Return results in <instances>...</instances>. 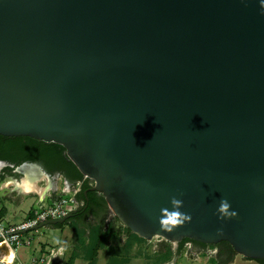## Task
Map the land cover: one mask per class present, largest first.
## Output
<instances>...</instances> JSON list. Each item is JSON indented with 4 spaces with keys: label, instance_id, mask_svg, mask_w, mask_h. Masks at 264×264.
Wrapping results in <instances>:
<instances>
[{
    "label": "water",
    "instance_id": "water-1",
    "mask_svg": "<svg viewBox=\"0 0 264 264\" xmlns=\"http://www.w3.org/2000/svg\"><path fill=\"white\" fill-rule=\"evenodd\" d=\"M0 134L62 144L140 237L264 259V0H0Z\"/></svg>",
    "mask_w": 264,
    "mask_h": 264
},
{
    "label": "trees",
    "instance_id": "trees-1",
    "mask_svg": "<svg viewBox=\"0 0 264 264\" xmlns=\"http://www.w3.org/2000/svg\"><path fill=\"white\" fill-rule=\"evenodd\" d=\"M20 156V160L44 158L46 159L48 171L62 174L72 184L81 183L80 190L76 192L75 198L82 201V205L73 211V217L68 220H73L76 228L85 229V232L90 231L88 234L89 240L90 243L93 242L89 254L91 259L97 256L99 249L109 243L111 238L119 237L121 233H125L130 238L144 239L124 226L116 216L109 223H106V218L111 210L105 197L100 192L89 189L93 180L85 177L80 172L75 163L67 156L65 147L62 144L25 135L8 136L0 134V158H18ZM12 169L13 167L8 166L4 170L12 171ZM57 226L61 225L57 224L54 227ZM76 235L80 236L81 234L76 233ZM185 240L204 244L188 237L183 239V241ZM164 243H167V241H162L160 244ZM167 244H165V247L161 246L158 249L160 250L158 252H162L164 258H169L173 253L170 247L171 244L169 242ZM215 246H218L219 251L217 254L212 255L211 261L213 260L216 264H227L233 260L236 252L228 241L222 240L217 244H211L209 247L213 248ZM203 249L205 253L206 247ZM75 256V254L71 255L68 264H72ZM259 261L264 262V259Z\"/></svg>",
    "mask_w": 264,
    "mask_h": 264
},
{
    "label": "rangeland",
    "instance_id": "rangeland-1",
    "mask_svg": "<svg viewBox=\"0 0 264 264\" xmlns=\"http://www.w3.org/2000/svg\"><path fill=\"white\" fill-rule=\"evenodd\" d=\"M14 176L16 178H21L23 173H17L14 171H8V170H2L0 172V216L5 217L10 212V220H6L9 223H18L21 220H24L26 216V212L32 208L34 205L38 195L37 193H30V194H23L18 189L9 188L4 186V180L5 176ZM65 179L60 176L59 174H56L54 179L51 178L52 186L48 188L46 193L51 194V198L60 195L63 193L64 188H67L65 183ZM48 182L47 180H43L40 185L47 186ZM44 193V194H46ZM43 194V195H44ZM14 196V197H13ZM51 200V199H49ZM48 200V201H49ZM19 206V207H17ZM26 216V217H25ZM61 226L53 227V226H43L38 229H29L31 234L35 238H39L40 241L44 243H49L56 245L58 242L68 246H71L70 248L74 249L75 244L78 245V247H82L86 243L85 251L86 255L89 256L90 254V248L93 245V242L89 239H85V229H82L80 227L75 226V223L73 220H66L63 223L60 224ZM77 232V234H81L80 236L74 234V232ZM74 234V237H73ZM78 236V238H77ZM89 237V235H87ZM72 238H75V243H72ZM89 240V241H88ZM112 240V244H108V246L105 244L102 246V249H100L99 257L97 258L96 264H106V256H104L105 248L109 249L110 253L112 251L118 252L117 256L121 257V261L125 259L127 256L132 255V252H137V255H139V258L137 260H132L133 264L140 263L143 264V260L146 258V264H161L159 261L160 254L162 252H158L159 248L165 247L167 243L160 244L162 242V238L155 236L151 240L147 239H136L134 237H128L125 233H121L119 237H113L110 239ZM56 243V244H55ZM71 244V245H69ZM168 245V244H167ZM51 246V245H50ZM4 247V242L2 238L0 237V248ZM67 247V245H66ZM171 247V246H170ZM177 247V245H175ZM137 248V249H136ZM172 248V247H171ZM68 247H67V253H68ZM23 251V248L19 250ZM180 254L175 260V264H211L210 260L206 261V259L211 258L212 253L208 255L206 253H201L200 257L197 258L195 256H186L183 252V250L179 251ZM174 253V252H173ZM172 253V254H173ZM164 254V253H163ZM116 257V256H115ZM164 257V255H162ZM85 263V262H84ZM83 263V264H84ZM122 263H126L125 260H123ZM108 264H117L115 258H110V261ZM227 264H257L255 260H250L242 255L235 254L232 261H230Z\"/></svg>",
    "mask_w": 264,
    "mask_h": 264
},
{
    "label": "built area",
    "instance_id": "built-area-1",
    "mask_svg": "<svg viewBox=\"0 0 264 264\" xmlns=\"http://www.w3.org/2000/svg\"><path fill=\"white\" fill-rule=\"evenodd\" d=\"M7 177L9 176H5L4 180H7ZM66 187L67 188H64L65 190H63V193L53 198L50 197V193H46L43 196L37 193L36 195H38V197L32 208L29 210L28 216L18 223H9L4 217L0 216V237L2 238L7 251L6 256L0 257V264H56L64 259L67 253L66 245L58 243L44 249L37 247L34 248V246H36V238L31 234L29 229H32L38 223L49 218L56 219L62 217L75 211L82 205V201L75 198L76 192L80 190L81 183L66 184ZM30 193L34 192L23 194ZM47 197L51 200L47 199ZM114 216V213L111 211L106 218V223H109ZM160 238H162V241H167L171 245H174L165 238ZM178 245L179 243L177 246ZM24 247L33 248V251L29 254L26 261L19 255V250ZM182 250L188 257L195 256L199 258L200 254L203 253L202 250H194L191 241L184 242ZM214 250L215 249L213 248H209L206 250V254L208 255V253H212L213 255Z\"/></svg>",
    "mask_w": 264,
    "mask_h": 264
},
{
    "label": "crops",
    "instance_id": "crops-1",
    "mask_svg": "<svg viewBox=\"0 0 264 264\" xmlns=\"http://www.w3.org/2000/svg\"><path fill=\"white\" fill-rule=\"evenodd\" d=\"M47 199H50V198L47 197ZM17 207H19V206H17ZM28 214L29 213L27 211L26 212V216H28ZM9 217H10V212L4 218H6L7 220H10L11 218H9ZM89 232H90L89 230H87L85 232L86 233L85 234L86 235L85 239H90L89 237H87V235L89 234ZM76 233L77 232L75 231L74 234H76ZM74 234H73V237H74ZM58 243H60V242H58ZM73 243H75V238L74 239L72 238V243L71 244H73ZM71 244H69V245H71ZM108 244L109 245L112 244V240L109 243H107L106 245L108 246ZM50 245H53V244L44 243V242L40 241L39 238H36V246H34V248L37 247V248L44 249V248L50 247ZM66 245H67V247L69 249L68 250V253H66V256L64 257V259H62L60 262H58L56 264H68V260L70 259V257H71L72 254H75L76 255L75 258L73 259L72 264H83L84 262H85L84 264H96V261L95 260H97V258L99 257V253H100L99 251H100V249H102V247H101L99 249V251H98L97 256L95 258L91 259L89 256L86 255V251H85L86 243L82 247H80V246L78 247V245L75 244L74 249L70 248L71 246H68V244H66ZM171 247H172L171 249L173 250L174 253L169 258H164V257L161 256L162 254H160L159 261L161 262V264H175L176 263L175 260L179 256L180 252L177 250V247H175V245H171ZM193 249L194 250H199V249L194 248V247H193ZM32 251H33V248L24 247L23 248V251H20L19 255H20V257L23 260L26 261L27 258L29 257V254ZM131 254L132 255L127 256L125 259H123V260L126 261V263H122L123 260L122 261L120 260L121 257L120 256H117L118 255V252L112 251L110 253L109 249H107V248H105L104 256H106V260H107V263L106 264L109 263L110 258H112V259L115 258L117 264H133V262H132L131 259L137 260V258H139V255H137V252H132ZM6 255H7V251H6V248L4 246V247L0 248V257L6 256ZM209 260H210L211 264H216L215 262H213V260L211 261V258L206 259V261H209ZM143 262H144L143 264H146V258L143 260ZM136 264H140V263H136Z\"/></svg>",
    "mask_w": 264,
    "mask_h": 264
},
{
    "label": "bare ground",
    "instance_id": "bare-ground-1",
    "mask_svg": "<svg viewBox=\"0 0 264 264\" xmlns=\"http://www.w3.org/2000/svg\"><path fill=\"white\" fill-rule=\"evenodd\" d=\"M18 171L23 173L21 178L10 175L3 185L18 189L21 193L35 192L41 196L52 186L50 176L35 164L20 166ZM43 180H47V186L40 185ZM64 183L66 185V182Z\"/></svg>",
    "mask_w": 264,
    "mask_h": 264
},
{
    "label": "flooded vegetation",
    "instance_id": "flooded-vegetation-1",
    "mask_svg": "<svg viewBox=\"0 0 264 264\" xmlns=\"http://www.w3.org/2000/svg\"><path fill=\"white\" fill-rule=\"evenodd\" d=\"M20 158H21V156L18 157V158L17 157L16 158H0V172L3 169H5L6 167L9 166V167H13L12 171L19 173L18 168L20 166H24V165H27V164H29V165L35 164V165L39 166L42 169V171L46 172L50 176V178H52V179H54V177H55L56 174H59L60 176H62V174H60V173H56V172L55 173H52V172L48 171L47 170V167H46V159H44V158H38V159H35V160L34 159L33 160L26 159V158L20 160ZM64 179L66 180V178H64ZM186 241H189V240L183 241V239H182L179 242V245L177 246V250L178 251L182 250V247L181 246ZM191 242H192V246L194 248L199 249V250H203L204 247H206V249L208 250L210 248L209 246L211 245V244L210 245L209 244H200V243L193 242V241H191ZM213 249H215L214 250V254H217L218 251H219L218 246L213 247ZM250 260H254V259H250ZM259 260L260 259L255 260L257 264H264V262H261Z\"/></svg>",
    "mask_w": 264,
    "mask_h": 264
},
{
    "label": "clouds",
    "instance_id": "clouds-1",
    "mask_svg": "<svg viewBox=\"0 0 264 264\" xmlns=\"http://www.w3.org/2000/svg\"><path fill=\"white\" fill-rule=\"evenodd\" d=\"M174 203H178V202H177V201H174ZM221 207H222V208L227 207L226 203H222ZM202 251H203V250H202ZM203 253H204V251H203ZM205 253H206V251H205ZM213 255H214V254H213Z\"/></svg>",
    "mask_w": 264,
    "mask_h": 264
}]
</instances>
